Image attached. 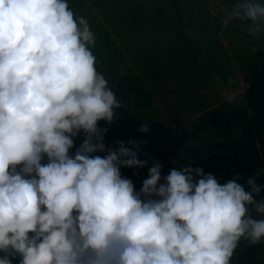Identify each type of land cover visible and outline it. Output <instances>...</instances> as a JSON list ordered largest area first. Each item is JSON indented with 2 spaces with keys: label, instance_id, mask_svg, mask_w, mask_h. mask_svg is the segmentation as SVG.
<instances>
[{
  "label": "clouds",
  "instance_id": "1",
  "mask_svg": "<svg viewBox=\"0 0 264 264\" xmlns=\"http://www.w3.org/2000/svg\"><path fill=\"white\" fill-rule=\"evenodd\" d=\"M218 7L264 40V0ZM95 43L68 0H0V264H232L241 240L264 243V167L221 182L191 164L162 177L154 159L139 190L122 176L147 160L134 139L106 149L98 121L121 105Z\"/></svg>",
  "mask_w": 264,
  "mask_h": 264
},
{
  "label": "rangeland",
  "instance_id": "2",
  "mask_svg": "<svg viewBox=\"0 0 264 264\" xmlns=\"http://www.w3.org/2000/svg\"><path fill=\"white\" fill-rule=\"evenodd\" d=\"M68 3L89 22L97 70L121 105L118 119L98 121L107 129L106 149L118 148L120 140L132 147L128 141L134 139L138 158L149 165L158 159L168 174L231 148L258 171L264 167V83L244 67L264 40L227 19L221 0H181L178 7L169 0ZM120 82L127 85L123 96ZM225 94L237 100L228 102ZM144 122L147 132L139 131ZM74 139L82 141L83 132Z\"/></svg>",
  "mask_w": 264,
  "mask_h": 264
},
{
  "label": "trees",
  "instance_id": "3",
  "mask_svg": "<svg viewBox=\"0 0 264 264\" xmlns=\"http://www.w3.org/2000/svg\"><path fill=\"white\" fill-rule=\"evenodd\" d=\"M169 1L176 5V7H178L181 2V0ZM257 49L258 51L256 57L250 58V60L245 64L244 67L247 75H250L258 81L264 83V48H262L261 44L258 43ZM125 86L127 85H125L123 82L119 83L117 90L118 95H124L123 92ZM81 142L82 141L74 139V145L73 148L70 149V153H74ZM105 154L106 150L95 152L92 155L104 156ZM151 166L152 165L149 164L142 168L122 166L121 174L122 176L131 179L133 182H142L147 178L148 168ZM191 167H201L203 168L204 173L210 172L214 174L221 182L239 175L241 176V182L243 183L248 176L255 175L258 172L255 167L249 165L242 159L236 148H231L219 156L203 159L191 165ZM167 174V172L161 170L162 177L166 176ZM255 178L258 184L264 183V174L257 175L255 176ZM161 182H163V180H161ZM245 187L247 189L249 186L245 185ZM263 255L264 247L262 245H249L241 241L238 248L234 252L232 264H264ZM14 264H19V257L16 258Z\"/></svg>",
  "mask_w": 264,
  "mask_h": 264
}]
</instances>
